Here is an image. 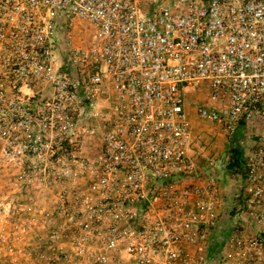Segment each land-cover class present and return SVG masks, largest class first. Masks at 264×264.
Returning a JSON list of instances; mask_svg holds the SVG:
<instances>
[{"label":"built area","instance_id":"1","mask_svg":"<svg viewBox=\"0 0 264 264\" xmlns=\"http://www.w3.org/2000/svg\"><path fill=\"white\" fill-rule=\"evenodd\" d=\"M78 20L88 45L71 36ZM194 89L207 94L199 117L229 135L261 117L264 0H0V233L13 263L192 264L209 249L222 195L188 152ZM237 175L221 264H264V149Z\"/></svg>","mask_w":264,"mask_h":264},{"label":"rangeland","instance_id":"2","mask_svg":"<svg viewBox=\"0 0 264 264\" xmlns=\"http://www.w3.org/2000/svg\"><path fill=\"white\" fill-rule=\"evenodd\" d=\"M92 35L93 28L83 20L76 21L71 29V36L74 42L81 45H88L92 42ZM55 57L56 63L60 64L61 57L58 51L55 52ZM207 102L205 89H194L186 94L185 108L192 124V142L188 152L197 163L200 174L209 175L214 173L217 177L220 185V193L222 195L221 210L224 211V206L228 205L227 201L229 198L227 200L223 199V191H226L228 197H231L234 192L236 193V188H238V193L241 194L245 186L244 181L239 182L237 174L233 175L227 173L225 170L229 158V151L232 147H237L242 151L244 157L245 153L252 149L258 147L264 149V110L261 117L258 119L255 117L252 122L244 124L235 135H229L221 126L207 122L199 117L197 109L201 105L207 104ZM236 199H238L237 196ZM233 217L224 218L226 219V226H223L224 229L219 228L216 234L213 235V242L211 245H213L214 249L217 242L220 243L221 239L234 234L232 230ZM239 217L240 220L245 222L242 216ZM247 230H249V228ZM4 235L8 238L7 242H9L11 235L9 233H4ZM212 249H208V245H206L204 252L201 255L195 256L192 264H221V246L219 245L216 254H214L215 251ZM0 264H14L10 245L9 243L2 242L1 233ZM22 264L30 263L24 259Z\"/></svg>","mask_w":264,"mask_h":264},{"label":"trees","instance_id":"3","mask_svg":"<svg viewBox=\"0 0 264 264\" xmlns=\"http://www.w3.org/2000/svg\"><path fill=\"white\" fill-rule=\"evenodd\" d=\"M243 161V155H242V151L240 149H238L237 147H232L229 151V158H228V162L227 165L225 167V170L227 173L230 174H237L239 172V169L241 167ZM238 188H236V193L234 192L231 197H228L226 191H223L224 195H223V199L227 200L229 198V200L227 201V206H224V211L222 212V217L220 218V227H218L212 234H216L217 230L220 229H224L223 226L225 225L226 219L224 218H232L235 214V209L238 205V199H236V196H238ZM226 226V225H225ZM213 235H212V239H213ZM222 240L220 241V243H216V247L215 249L213 248L212 242L213 240H211L210 243V248L209 249H214L215 253H217L219 245L221 246ZM215 244V243H214ZM212 249V250H213ZM211 250V251H212Z\"/></svg>","mask_w":264,"mask_h":264}]
</instances>
